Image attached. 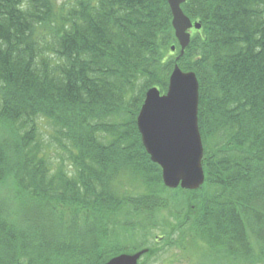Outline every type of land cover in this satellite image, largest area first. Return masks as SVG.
Listing matches in <instances>:
<instances>
[{"label": "trees", "instance_id": "1", "mask_svg": "<svg viewBox=\"0 0 264 264\" xmlns=\"http://www.w3.org/2000/svg\"><path fill=\"white\" fill-rule=\"evenodd\" d=\"M181 9L200 29L176 61L166 0H0V264H144L164 240L264 264V0ZM175 63L199 84L198 190L164 187L136 126Z\"/></svg>", "mask_w": 264, "mask_h": 264}, {"label": "water", "instance_id": "2", "mask_svg": "<svg viewBox=\"0 0 264 264\" xmlns=\"http://www.w3.org/2000/svg\"><path fill=\"white\" fill-rule=\"evenodd\" d=\"M186 0H166L171 26L178 42V60L190 43L192 25L181 5ZM175 50L171 47V51ZM199 84L193 72H182L175 63L168 78L167 90L145 92L136 118L142 145L150 161L161 169V180L168 189L198 190L204 183L203 145L198 127ZM141 253L122 254L105 264H138Z\"/></svg>", "mask_w": 264, "mask_h": 264}, {"label": "rangeland", "instance_id": "3", "mask_svg": "<svg viewBox=\"0 0 264 264\" xmlns=\"http://www.w3.org/2000/svg\"><path fill=\"white\" fill-rule=\"evenodd\" d=\"M54 2H57V4H61L66 0H53ZM192 35V33H190ZM178 49L176 48L175 52L173 53L174 56H176L177 53H179V45ZM42 127H43V134L42 139L44 141L45 150L47 151L48 156L50 157V163L51 164H58L60 152L56 150V148L48 144L49 143V124L46 121H41ZM205 181V180H204ZM164 219H170L167 214H162ZM158 219H161L158 216ZM168 222H160V227L164 228ZM153 232V231H152ZM155 234H158V238H160L161 234L159 231H155ZM179 237H176L178 239ZM161 239H157V242H160ZM167 243V241L160 242L159 248H162V250L158 253V255L152 259L149 263L148 260L145 261L144 264H227L224 259H221L220 254H215L212 260H209L207 257H203L200 248L195 247L193 245L186 246V249L184 250L183 247L175 245L165 246L164 243Z\"/></svg>", "mask_w": 264, "mask_h": 264}, {"label": "bare ground", "instance_id": "4", "mask_svg": "<svg viewBox=\"0 0 264 264\" xmlns=\"http://www.w3.org/2000/svg\"><path fill=\"white\" fill-rule=\"evenodd\" d=\"M169 7V6H168ZM170 10V9H169ZM186 16V15H185ZM190 20V19H189ZM191 22V24L192 25H199L200 26V24L198 23V22H192V21H190ZM200 29V28H199ZM199 29H195V28H191L190 29V32L192 33L194 30H199ZM196 76V75H195ZM196 79H197V77H196ZM197 82H198V80H197ZM141 106H142V104H141ZM141 106H140V108H141ZM137 118V117H136ZM199 132H200V130H199ZM201 135V134H200Z\"/></svg>", "mask_w": 264, "mask_h": 264}]
</instances>
